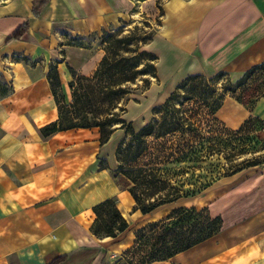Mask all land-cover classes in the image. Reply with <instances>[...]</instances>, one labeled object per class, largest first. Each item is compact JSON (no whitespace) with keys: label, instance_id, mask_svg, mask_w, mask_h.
Returning a JSON list of instances; mask_svg holds the SVG:
<instances>
[{"label":"crops","instance_id":"0c3cea01","mask_svg":"<svg viewBox=\"0 0 264 264\" xmlns=\"http://www.w3.org/2000/svg\"><path fill=\"white\" fill-rule=\"evenodd\" d=\"M127 1L0 0V80L10 87L0 96V264H129L136 232L159 220L164 206L143 214L116 174L122 129L104 145L96 127L42 133L59 120L51 68L71 103L69 69L91 76L103 57L71 39L117 28ZM148 51L158 58L149 90L165 95L190 76L246 74L264 65V0H166ZM254 116L264 118V102L255 111L226 102L217 113L232 130ZM226 180L208 195L219 233L154 264H264V166ZM108 199L129 227L98 239L93 209Z\"/></svg>","mask_w":264,"mask_h":264},{"label":"trees","instance_id":"16d2710c","mask_svg":"<svg viewBox=\"0 0 264 264\" xmlns=\"http://www.w3.org/2000/svg\"><path fill=\"white\" fill-rule=\"evenodd\" d=\"M26 30V26L20 27L13 37L20 38ZM80 39L71 41L74 45H81L77 43ZM125 41L115 40V45L124 44ZM141 56L149 57L151 62L145 65L146 69L139 70ZM157 60V56L148 51L128 58H117L116 55L112 59L104 57L90 77L79 75L70 68L71 103L62 93L58 67L53 66L48 78L58 106L59 120L42 128L44 136L51 137L74 128L96 127L100 129L103 145L109 142L117 129L125 130L128 140L121 142L116 150L119 163L116 174L130 181L128 190L136 201V209L145 215L165 205L194 197L221 177H232L245 169L264 165L261 157H252L229 166L223 174L217 172L208 182H199L201 186L191 183V179H184L188 173L193 176L203 169L204 162L218 151H223L214 142L216 130L222 125L217 113L223 101L214 98L212 90L203 85L201 75L190 76L176 87L163 105L154 109L156 117L136 130L116 110L127 94L124 85L135 82L139 75L151 74L156 77ZM0 91L1 96L7 95L9 85L1 81ZM190 102H195L196 108H186ZM250 122L248 120L237 131L225 130L238 135ZM229 155L231 158L237 156L234 150ZM173 163L180 167L172 174V169L166 166ZM93 211L96 218L91 232L98 239L115 238L129 227L116 199L96 205ZM222 226V217L213 216L208 208L177 206L165 218L149 223L136 232L135 245L127 252L141 256L139 260L129 258L128 263L154 264L169 260L212 238ZM63 259L60 257L51 264Z\"/></svg>","mask_w":264,"mask_h":264},{"label":"rangeland","instance_id":"374dc122","mask_svg":"<svg viewBox=\"0 0 264 264\" xmlns=\"http://www.w3.org/2000/svg\"><path fill=\"white\" fill-rule=\"evenodd\" d=\"M165 1L128 0L125 6V16L117 28L92 34L85 39H80L77 43L88 47L95 54L103 55L102 60L104 57L112 59L114 55L117 58L141 55L143 52L148 51V45L161 25L163 4ZM119 39H125L126 41L124 44H117L116 46L115 40ZM148 62H151L149 57L141 56L138 69H146L145 65ZM147 71L150 72L151 70L147 69ZM202 77L203 85L206 84L212 90L214 98L222 99L223 106L226 102H229L242 108L244 107L247 110L255 111L264 102V65L250 73L239 76L218 74L211 78L206 76ZM153 78L151 74L139 75L135 82L124 85L127 89V94L120 100L116 111L120 115H123V118L127 122L132 123L136 130H139L156 117L154 109L163 105L176 89L166 94L167 99L164 101L166 95L163 91L161 92L159 90L160 92H155L149 90L152 82H154ZM62 93L64 94L63 89ZM1 95L2 91H0ZM143 106H146L147 111L144 115H140ZM186 108H196L195 102L187 103ZM124 109L125 112L123 113ZM248 120H251V122L238 135L229 134L225 130L227 128L231 131H237ZM248 120L239 129L232 130L219 119L222 125L216 130L214 142L217 148H221L223 151H218L213 157L204 162L202 164L203 169L196 171L193 176L188 173L184 179H191V183L201 186L199 182H208L211 176L218 174L217 172L223 174L228 170L229 166L236 165L247 158L261 157L264 160V118L254 116ZM123 133H125V130H123ZM127 140L128 137L125 133V137L121 139L120 143ZM233 150L237 156L231 158L229 153ZM179 167L180 165L175 163L166 166V168L172 169V174ZM118 176L121 178V184L129 188L131 185L130 181L123 175ZM226 179L219 178L210 188L194 197L182 199L176 205L196 207L197 209L208 208L212 214L210 209L211 202L208 201V195L214 194L216 190H219V188L225 185L228 182ZM188 188L189 186L186 187V189ZM168 208L164 206L159 209L156 212V218L159 220L165 218L171 212H169ZM128 256L129 258L133 257L135 260H139L141 255L131 253Z\"/></svg>","mask_w":264,"mask_h":264}]
</instances>
